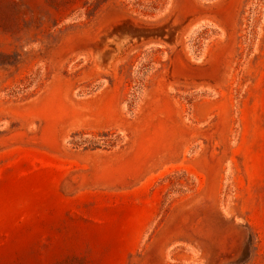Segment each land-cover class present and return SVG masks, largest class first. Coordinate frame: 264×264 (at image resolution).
Listing matches in <instances>:
<instances>
[{"label":"rangeland","instance_id":"1","mask_svg":"<svg viewBox=\"0 0 264 264\" xmlns=\"http://www.w3.org/2000/svg\"><path fill=\"white\" fill-rule=\"evenodd\" d=\"M0 264H264V0H0Z\"/></svg>","mask_w":264,"mask_h":264},{"label":"bare ground","instance_id":"2","mask_svg":"<svg viewBox=\"0 0 264 264\" xmlns=\"http://www.w3.org/2000/svg\"><path fill=\"white\" fill-rule=\"evenodd\" d=\"M128 43V42H127ZM125 44L126 43H123V44H119V51L121 50V48H124V46H125ZM116 44L114 43V46H115ZM104 50H106V49H104ZM118 51V50H117ZM121 51H123V49L121 50ZM106 52V51H105ZM111 58V57H110ZM109 60V59H108ZM107 62H109V61H107ZM106 62V63H107Z\"/></svg>","mask_w":264,"mask_h":264}]
</instances>
